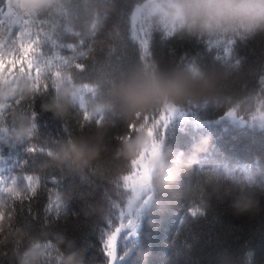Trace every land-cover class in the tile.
Instances as JSON below:
<instances>
[{
  "label": "clouds",
  "instance_id": "1",
  "mask_svg": "<svg viewBox=\"0 0 264 264\" xmlns=\"http://www.w3.org/2000/svg\"><path fill=\"white\" fill-rule=\"evenodd\" d=\"M121 0H106L103 15L87 14L77 6L76 0H19V6L39 15L46 16L60 11L63 5L67 15L62 23L69 30L61 29L57 38L64 41L83 38L88 42L86 56L80 62L95 67V75L85 79L71 69L72 80L65 81L59 92L35 94L32 82L27 78L0 84V101L20 99L22 103L34 98L40 109L50 112L54 119L63 118L78 104L82 85L95 86L96 93L102 95V101L88 103L90 114L95 117L102 113L104 123L95 131L79 136H66L51 145L37 161L36 168H63L76 174H89L97 168L98 162L106 152H112V161L117 169H122L128 161L134 159L145 148L149 137L143 131L134 133L131 138L126 134L114 148H110V130L118 124L127 126L137 118L165 104L174 105L178 110L196 106L208 100H214L218 107L237 108L239 112L253 114L257 98L251 91L242 88L244 65L240 60L215 59L209 63L196 60L163 59L153 56L152 66L146 67L137 56L123 64L115 63L109 56L100 58V50L112 41H118L123 32L122 18L111 23L109 19L120 16ZM146 0H128L123 9L133 5L144 6ZM153 26L168 38V28L175 25V36L207 39L213 43L224 42L235 37L236 40L252 38L264 34V0H151L144 8ZM95 25V27H93ZM254 123L262 126L264 119L257 117ZM30 115L17 108L8 118L0 120V143L14 147L18 143L39 137L33 127ZM211 136H203L194 144L189 155L177 152L170 144L163 142L160 154L151 162L152 184L156 193L171 190L179 182L182 173L193 172V166L199 160V154L206 152ZM33 142H36L33 140ZM50 152V154H49ZM193 173L189 184L172 195L186 200L194 192L203 190L204 196L224 201L229 198V206L237 215H254L264 212V183L241 185L234 191L224 187L223 183L212 185L206 190L208 182L203 170ZM231 171V170H230ZM0 249L13 245V264H87L86 249L65 232L48 233L37 231L31 222L17 221L16 211L7 204L0 207ZM112 209L108 200L102 196L89 205L86 215L95 216L103 221L110 216ZM54 236V251L51 257L41 246L43 240ZM141 260H146L149 250L140 243L135 247ZM3 253L0 251V256ZM176 254H173L174 257ZM183 264H193L190 252H184ZM254 250L248 249L242 256L227 248L217 252L210 264H258L254 260ZM0 264L3 260L0 259ZM173 264L179 261L173 260ZM264 264V261L259 262Z\"/></svg>",
  "mask_w": 264,
  "mask_h": 264
},
{
  "label": "trees",
  "instance_id": "2",
  "mask_svg": "<svg viewBox=\"0 0 264 264\" xmlns=\"http://www.w3.org/2000/svg\"><path fill=\"white\" fill-rule=\"evenodd\" d=\"M16 3L17 0H12ZM2 3V0H0ZM77 6L87 14L103 15V5L106 0H76ZM128 0H121L120 16H113L109 23L122 18L123 9ZM52 14V13H51ZM48 14V15H51ZM74 43L75 40H69ZM110 45L118 47V41L110 42ZM108 45L104 47V53H100L103 59L109 55ZM224 42H217L209 48L208 40L199 41L195 38L172 36L164 38L158 30L152 35V51L154 56L165 60L180 59L196 60L200 63H209L216 59L217 55H223ZM138 56L137 45L128 41L124 50L110 57L115 63L123 64L128 60H134ZM232 59H240L244 65V79L242 88L251 91L254 95L264 87V34H258L252 38L237 40L232 47ZM95 75L91 71L89 78ZM104 97L98 93L93 95L85 91L83 100L86 103L102 101ZM228 108H220L214 100L202 102L196 106H190L182 112H177L169 121L163 132L164 143L170 144L177 152L189 155L194 144L203 136H211V141L206 152L199 154L197 164L193 166V172L182 173L179 182L172 186L171 190L155 193L152 200L143 210L140 218L138 235L136 239L149 250L146 260H141L135 248L117 264H173V260L183 264V253L190 252L193 264H210L211 258L224 248L242 256L248 249L254 250V260L264 261V212L254 215H237L229 206L228 199L217 200L215 197L202 199L199 193L194 192L186 200H180L172 195L179 191L192 180L196 170L203 169L206 172L216 171L223 174L225 168L231 170L237 176L253 174L255 179L264 183V126L254 122L246 123L227 116L221 118ZM37 123L42 135H52L62 138L63 127L66 126L71 136H79L95 131L97 125L94 120L85 121L83 112L77 109L70 111L63 120L54 119L50 112H44L37 105ZM242 115H249L241 112ZM126 126L117 125L110 130V148L118 143L117 137L126 134ZM38 142V141H37ZM27 141L10 147L0 143V156L5 158L7 164H13L16 159L23 158L26 153ZM112 152H106L97 164V169L111 178L117 172L116 164L112 161ZM126 167L130 170V161ZM29 173L31 169L28 170ZM45 172L51 175L62 176V186L57 188L51 183L47 188H41L31 199L24 198L14 205L17 221L23 223L26 219L32 221L37 231H41L44 218V207L49 195L55 199L59 191L65 196L69 204L70 212L59 218L54 213L49 216V223L43 231L56 233L65 232L75 239L81 246L96 241L94 232L100 226L95 216L86 215L85 210L89 205L97 202L102 193L100 189L93 190L89 181H95L97 176L81 175L59 168H45ZM224 187L231 190L229 181H222ZM213 184L208 183L206 190L211 191ZM114 200L117 199L114 188L110 186L109 193ZM30 209V211H29ZM190 210H196L202 215L193 217ZM49 239L55 243L54 236ZM3 255L0 259L3 264H13V245L8 244L0 249ZM173 254H176L174 257ZM53 254V258H54ZM102 261L104 257L96 249H90L86 254L87 264H97L92 258Z\"/></svg>",
  "mask_w": 264,
  "mask_h": 264
},
{
  "label": "snow or ice",
  "instance_id": "3",
  "mask_svg": "<svg viewBox=\"0 0 264 264\" xmlns=\"http://www.w3.org/2000/svg\"><path fill=\"white\" fill-rule=\"evenodd\" d=\"M86 3V0H84ZM151 0H146L144 6L133 5L127 7L123 13V32L118 39V47L107 46L109 57H113L122 52L128 41L137 45L138 56L146 67L152 66V35L157 29L151 23L144 8ZM67 15V9L62 5L60 11L51 15L42 16L29 9L19 6V0L13 3L12 0H2L0 3V84L27 78L32 82L35 94H51L59 92L62 84L67 80H72L71 69L79 73L85 79H90L89 74L95 71V67L80 62V59L87 55L85 49L88 42L83 38L75 39L74 43L57 38V32L61 29L69 30L67 24L62 23L63 16ZM95 27V25H93ZM175 25L168 28V37L175 35ZM235 37L224 41L225 47L223 55H217L216 59H232L231 51L236 43ZM215 43L208 41L209 48ZM104 53V48L100 50ZM99 53V54H100ZM183 62L185 57H181ZM237 64L240 59H235ZM264 84V80L261 81ZM96 94L95 86L84 83L81 88L78 104L75 109L83 112V118L87 122L94 120L97 126L104 123L105 116L100 113L93 117L88 108V103L83 100L84 92ZM257 105L253 114L246 117L237 108H228L221 116L251 123L257 117L264 119V87L256 94ZM37 103L35 98L28 103H22L20 99L0 101V120L9 117L11 112L19 110L26 112L34 121L33 127L39 139L32 137L27 141L26 153L23 158L16 159L13 164H7L5 158L0 156V207L7 204L13 210L17 201L24 198L31 200L39 189L47 188L48 184L62 186V176L51 175L44 171V168H36L35 165L41 156L50 149L51 145L62 138L52 135H42L37 123ZM178 110L174 105L165 104L150 112L137 113L135 121L126 126V136H131L143 131L149 137L148 143L139 154L130 161V170L125 166L117 169L111 178L107 177L99 170L93 169L89 174L97 176L95 181H89L90 187L100 189L102 196L108 200L109 207L112 209L110 216L100 222L97 231L94 232L96 241H92L83 246L88 253L90 249H96L102 254L104 259L97 261L95 256L92 258L97 264H117L118 260L124 259L140 241L131 239L121 248V234L126 232L124 239L127 241L138 235L140 217L145 207L152 200L156 190L152 184L151 162L160 154L164 142L163 132L167 128L169 121ZM264 126V125H262ZM5 129L0 128V135ZM64 134L71 136L66 126L63 127ZM124 137H117L118 140ZM35 140L36 142H33ZM38 141V142H37ZM50 154V152H49ZM29 169L31 172L29 173ZM61 172L63 168H59ZM203 172V169L201 170ZM81 177L87 174H80ZM206 180L210 184L219 185L222 181H229L232 188L241 185L255 184L257 180L253 174L237 176L227 168L223 174L211 171L204 173ZM110 186L114 188L117 199L114 200L110 193ZM203 199V190L200 192ZM30 211V209H29ZM70 212L69 204L65 196L57 191L55 199L51 195L44 207V218L41 224V231L49 223L50 214L54 213L57 218L67 215ZM190 214L195 217L202 215L196 210H190ZM2 219V213H0ZM24 222H31L25 220ZM41 246L46 250V255L51 257L54 251V244L51 239L41 242Z\"/></svg>",
  "mask_w": 264,
  "mask_h": 264
},
{
  "label": "rangeland",
  "instance_id": "4",
  "mask_svg": "<svg viewBox=\"0 0 264 264\" xmlns=\"http://www.w3.org/2000/svg\"><path fill=\"white\" fill-rule=\"evenodd\" d=\"M248 114V113H247ZM246 117H248V116H250V114L249 115H245ZM230 118V117H229ZM231 119H233V118H231ZM141 218V217H140ZM140 223V222H139ZM138 230V229H137ZM126 235V232L125 233H122L121 234V248L123 249V247H124V245L126 244V243H130L131 242V239H136V237H134V238H130L129 240H125L124 239V236Z\"/></svg>",
  "mask_w": 264,
  "mask_h": 264
}]
</instances>
